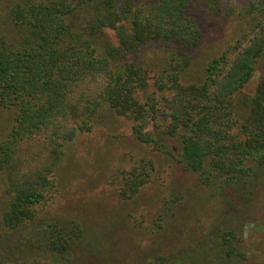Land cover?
Here are the masks:
<instances>
[{
    "label": "trees",
    "instance_id": "obj_1",
    "mask_svg": "<svg viewBox=\"0 0 264 264\" xmlns=\"http://www.w3.org/2000/svg\"><path fill=\"white\" fill-rule=\"evenodd\" d=\"M218 1L202 0L210 10ZM190 6L191 0L11 5L7 36L0 27V109L12 122L0 139V258L23 249L47 253L0 264H78L68 251L79 225L40 217L39 210L55 190L64 145L89 133L103 107L129 122L137 143L173 157L213 195L229 190L239 204L254 203L264 188V0L245 1L235 16L227 12L238 21L233 37L203 63L197 81L183 83L187 51L202 37ZM148 45L164 54L157 72L136 62ZM254 72L252 94L241 95ZM172 143L179 147L174 155ZM152 171L138 160L118 172V197L131 199ZM231 209L204 239L144 264H264V255L245 248L244 216Z\"/></svg>",
    "mask_w": 264,
    "mask_h": 264
},
{
    "label": "rangeland",
    "instance_id": "obj_2",
    "mask_svg": "<svg viewBox=\"0 0 264 264\" xmlns=\"http://www.w3.org/2000/svg\"><path fill=\"white\" fill-rule=\"evenodd\" d=\"M17 1L0 0V27L6 36L10 30L8 10ZM245 1L219 0L210 10L202 0H191L190 12L202 37L198 46L187 51L190 65L181 76L183 83L197 81L203 63L225 49L238 26L237 19L226 14L233 10L235 16L234 10ZM106 35L114 41L111 32L106 31ZM163 58L158 46L148 45L136 62L157 72ZM257 77L254 72L241 95L252 94ZM11 123L10 113L0 109V139ZM168 148L173 155L179 151L174 143ZM63 151L56 168L55 190L39 216L79 225L80 237L68 251V258L76 263L144 264L155 256L179 252L204 239L219 215L232 210V204L244 216L245 248L264 255V188L257 191L251 206L239 204L233 191L213 195L173 157L137 143L129 122L107 107L101 109L92 130L78 134ZM138 160L152 164L150 180L131 199L121 200L116 174ZM20 246L15 244V248ZM29 250L2 256L0 261L19 262L22 256L40 259L47 253Z\"/></svg>",
    "mask_w": 264,
    "mask_h": 264
}]
</instances>
